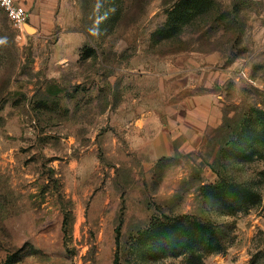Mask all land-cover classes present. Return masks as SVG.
Returning <instances> with one entry per match:
<instances>
[{"label": "rangeland", "instance_id": "rangeland-1", "mask_svg": "<svg viewBox=\"0 0 264 264\" xmlns=\"http://www.w3.org/2000/svg\"><path fill=\"white\" fill-rule=\"evenodd\" d=\"M63 2L52 33L0 8V264H264V0Z\"/></svg>", "mask_w": 264, "mask_h": 264}, {"label": "crops", "instance_id": "crops-1", "mask_svg": "<svg viewBox=\"0 0 264 264\" xmlns=\"http://www.w3.org/2000/svg\"><path fill=\"white\" fill-rule=\"evenodd\" d=\"M29 14V21L26 26L27 32L32 33H52L55 28L63 26V0H16ZM64 27V26H63ZM68 34L64 29L60 32V38L57 40V46L68 43ZM66 47V46H65ZM69 55L70 48L66 47ZM65 54L64 56H66ZM68 57V56H67ZM68 58L64 59L67 60ZM206 60L213 62L214 55H207ZM210 67L211 66H207ZM216 73V72H215ZM223 120L219 103L214 93H201L183 97L178 106L177 134L184 136L186 143L200 141L205 129L211 126H217ZM174 136V135H173Z\"/></svg>", "mask_w": 264, "mask_h": 264}, {"label": "built area", "instance_id": "built-area-1", "mask_svg": "<svg viewBox=\"0 0 264 264\" xmlns=\"http://www.w3.org/2000/svg\"><path fill=\"white\" fill-rule=\"evenodd\" d=\"M0 8L6 13L11 26L20 31L19 36L22 35L29 21L28 12L16 0H0Z\"/></svg>", "mask_w": 264, "mask_h": 264}, {"label": "trees", "instance_id": "trees-1", "mask_svg": "<svg viewBox=\"0 0 264 264\" xmlns=\"http://www.w3.org/2000/svg\"><path fill=\"white\" fill-rule=\"evenodd\" d=\"M193 19H194V15L189 17L188 22L190 23ZM163 32H164V36H165L167 41H173L174 42L175 40H179V36H180L182 30H179V33H176V34H174L172 32V30H170V29L167 30V32H165V30Z\"/></svg>", "mask_w": 264, "mask_h": 264}, {"label": "water", "instance_id": "water-1", "mask_svg": "<svg viewBox=\"0 0 264 264\" xmlns=\"http://www.w3.org/2000/svg\"><path fill=\"white\" fill-rule=\"evenodd\" d=\"M26 27H27L28 29H30L29 26H26Z\"/></svg>", "mask_w": 264, "mask_h": 264}]
</instances>
